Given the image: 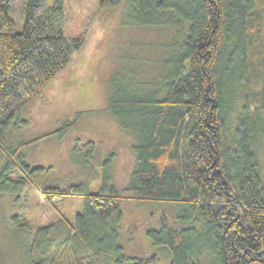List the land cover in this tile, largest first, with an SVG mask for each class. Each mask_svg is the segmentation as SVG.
<instances>
[{
    "label": "trees",
    "instance_id": "obj_1",
    "mask_svg": "<svg viewBox=\"0 0 264 264\" xmlns=\"http://www.w3.org/2000/svg\"><path fill=\"white\" fill-rule=\"evenodd\" d=\"M97 2L100 9L129 2L132 24L171 38L156 43V58L128 56L127 69L111 77L108 111L136 139V165L123 190L103 173L100 189L89 192L84 182L54 184L47 169L27 163L39 139L7 144L10 125L71 64L85 37L55 29L58 7L48 0H26L18 32L11 0H0V193L30 184L51 205L84 197L74 221L59 213L56 224L31 234L38 264H99L112 254L117 264H156V255H124V200L179 206L176 221L147 230L170 249V264H264V182L254 149L264 137V0Z\"/></svg>",
    "mask_w": 264,
    "mask_h": 264
},
{
    "label": "rangeland",
    "instance_id": "obj_2",
    "mask_svg": "<svg viewBox=\"0 0 264 264\" xmlns=\"http://www.w3.org/2000/svg\"><path fill=\"white\" fill-rule=\"evenodd\" d=\"M25 2L11 0V16L18 32L24 27ZM48 3L58 7L53 17L54 28L67 37L84 36L85 45L43 95L10 125L7 144L14 146L39 139L26 150V161L32 168L47 169L44 175L54 184L84 182L87 191L96 192L103 173H109L111 182L123 190L130 184L136 165L133 149L136 139L122 130L108 111L111 77L127 69L128 56H140L145 61L159 56L161 49L156 43L167 42L171 36L132 24L126 14L129 2L109 9H100L97 0H48ZM68 123L73 126L64 136H47ZM254 149L264 182V137ZM83 205V196L48 204L30 184L20 194L0 193V264H38L40 257L29 248L31 234L56 224L61 218L59 213L74 221ZM121 211L119 243L124 255L131 258L156 255V264H170V249L156 246L147 230L176 221L179 206L124 200ZM99 264H117L116 257L112 254ZM124 264L133 262L127 260Z\"/></svg>",
    "mask_w": 264,
    "mask_h": 264
}]
</instances>
